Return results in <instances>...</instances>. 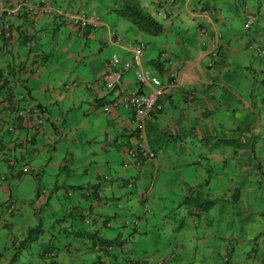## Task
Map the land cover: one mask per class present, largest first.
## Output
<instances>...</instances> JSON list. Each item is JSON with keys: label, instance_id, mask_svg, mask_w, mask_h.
<instances>
[{"label": "crops", "instance_id": "1", "mask_svg": "<svg viewBox=\"0 0 264 264\" xmlns=\"http://www.w3.org/2000/svg\"><path fill=\"white\" fill-rule=\"evenodd\" d=\"M141 3L165 23L162 34H149L157 48L153 57L167 51L174 71L172 83L167 72L155 74L166 89L163 107L147 118L150 143L156 153V142L164 136L192 137L198 144L185 150L180 162L132 158L123 166L125 158L116 159V152L126 146L135 124L129 109L118 108L100 115L98 132L91 123L81 128L88 142L84 146L74 131L77 116L92 115L93 103L101 106L123 89L137 87L134 67L124 72L121 85L114 89L104 91L95 81L112 52L126 60L132 57L129 48L111 42V32L119 33L124 26V44L143 38L147 53L143 31L119 15L112 25L101 14L100 29L88 28L81 35L64 21L59 32L52 31L56 21L51 15L20 20V42L8 50L0 46V73L7 76L0 86V264H264V57L256 52L264 45V0ZM251 8L258 20L247 30L245 11ZM92 9L100 13L98 4ZM167 28L176 35L166 33ZM220 32L217 60L211 40ZM31 39L38 65L21 70L31 57ZM74 47L91 53L79 52L82 57L75 59ZM107 48L109 55L102 56ZM55 61H63L59 70ZM73 73L83 75L77 83L87 80L85 87L67 88ZM12 92L25 93L21 106L37 103L44 109L31 117L34 123L43 118L44 125L30 143L25 141L30 117L15 118V110L9 108ZM201 119L209 127L206 132L195 129ZM9 123H14V130H8ZM222 137L231 142H216ZM80 143L91 149L92 157L89 150H76ZM177 143L172 149L181 150L183 145ZM196 146L198 157L192 152ZM207 146L216 149L209 152ZM76 157L84 159L76 162ZM103 160L105 165H99ZM116 162L124 171L114 166ZM25 166L34 171L27 172ZM102 179L111 183L103 186ZM41 192L50 194L44 204L49 206L44 208L47 213L36 206ZM198 194L202 200L209 196L217 201L195 209ZM185 196L192 201L191 211L182 203ZM11 203L16 205L13 211L8 209ZM173 208H178L177 215ZM245 216L244 242L237 245L227 239L233 232L230 225ZM38 225L42 228L38 237L25 242L28 231ZM47 226L53 231L48 240H41ZM222 226H228V233Z\"/></svg>", "mask_w": 264, "mask_h": 264}, {"label": "rangeland", "instance_id": "2", "mask_svg": "<svg viewBox=\"0 0 264 264\" xmlns=\"http://www.w3.org/2000/svg\"><path fill=\"white\" fill-rule=\"evenodd\" d=\"M69 2V5H74V6H80V5H82V4H84V3H82V2H80L79 0H69L68 1ZM87 8L91 11V12H93V9H92V7L91 6H87ZM99 12L104 16V17H107V18H110V20H111V22H112V25H113V18L115 17V16H117V14H116V12L114 11V10H112V8H110V9H108V8H106L105 7V5L104 4H100L99 5ZM79 8H77V10H78ZM108 15H110L109 17H108ZM52 18L51 19H54L53 18V15L51 16ZM58 19H60V17H58ZM159 19V18H158ZM55 21H56V23H55V28H52L51 30L52 31H54V30H56V32H59L57 29H60V28H62V27H64V24L63 25H61L62 23H63V20H56L55 19ZM53 21H51V23H52ZM58 24H60V25H58ZM118 26H122V25H118ZM137 27V26H136ZM138 28V27H137ZM96 29H100V27H97ZM38 31H39V29H38ZM119 34H124V31H125V27L123 26V27H120L119 28ZM171 31L173 32L172 34H175L176 35V33L173 31V30H171V28H167L166 29V33H171ZM144 33V34H143ZM143 36H144V38L148 41L147 42V53H146V51H145V53H144V59H145V65H149V63L147 62V58L148 57H150V58H152L153 56H155L156 55V53H157V48H156V46H155V43H154V41H153V38H152V36H150L149 35V33H146V32H144L143 31ZM76 35V34H75ZM174 35V36H175ZM62 37V36H61ZM61 37L60 38H58L57 40L60 42V39H61ZM76 39H77V37H75ZM35 44L33 43V44H31L30 46H29V50H31V52H30V54H31V57H30V59L29 60H26V62H24V64H23V68H21V70H23L24 68L25 69H31V68H34L35 66H36V64L38 65V63H37V61L36 60H34L35 59V54H36V51L33 49V46H34ZM71 50H75V54H76V56H75V59H76V57L80 60V58L82 57V55H80V53L81 54H89V53H91V50H89V49H86V50H82V49H80V50H76V48L74 47V48H72ZM80 52V53H79ZM92 52H94V51H92ZM109 53H110V48H107L105 51H102L101 52V55L103 56V55H106V57L109 55ZM7 54V52H6V50L4 49L3 50V56H5ZM110 56V55H109ZM149 58V59H150ZM4 60H5V57L3 58ZM61 62H63V61H61ZM61 62H59V61H55V64H56V70H59V68H60V64H61ZM40 64V63H39ZM130 64H132V62H130ZM133 65V64H132ZM149 69H150V72L152 73V74H158L157 72V69L155 68V67H149ZM23 76V75H22ZM79 76H83L81 73H73L72 75H71V77L67 80V88L70 90V89H73L75 86L77 87H85V85L87 84L86 83V81H83V82H80V83H77V82H79L78 81V77ZM99 76V75H98ZM96 81V83L98 82L99 83V80H98V78L95 80ZM95 81H93V83L95 82ZM92 82V81H91ZM98 83H97V85H98ZM76 84H78V85H76ZM65 87V86H64ZM103 90L104 91H108V90H111V89H106V88H104L103 87ZM118 93V91H114L113 92V96H116V94ZM110 96H112V95H110ZM110 101V100H109ZM109 101L107 100L106 101V103H104L103 105L101 104V106L99 105V104H97V103H93V108H94V110L91 112V114L92 115H83V116H81V115H78L77 116V118L80 120L76 125H75V129H74V131H75V135L77 136V138H78V140H83L84 141V146H86L87 144H88V142H87V140H85V134H86V132L84 133V132H81V128H83V126L86 124V123H91V124H93V131L94 132H98V130H95V126H96V129L99 127L98 125L101 123V121H102V118L100 117V115H104V114H107V113H110V112H112V111H114L115 109H111V110H105V105L106 104H109ZM72 117H73V115H71ZM89 118H91V120H90V122H87L86 120H88ZM195 129H197V130H200V131H202V132H206V130L207 129H209V127H208V125H207V123H206V121L205 120H203V119H201L197 124H196V126H195ZM62 131L63 132H67V131H65V129H62ZM68 133V132H67ZM165 137V139H163ZM163 138H162V140L160 141V143H157L156 142V149H157V157H159L158 159H162V161H164V162H168V161H174V162H180L181 160H183L184 158H185V156L187 155V154H185V150H187L189 147H194L196 144H198L197 142H198V140L196 139V138H192V137H173L172 136V138H171V136H164ZM170 138H171V140H170ZM170 140V141H169ZM176 140L178 141V145H180V144H182L183 146L181 147V150H178V149H172V144L173 143H175L176 142ZM96 141V140H95ZM168 141V142H167ZM216 142H219V144L222 142V141H218V140H216ZM93 144V146L92 147H98V146H100V147H102L101 145H103V144H101V145H98V143H92ZM123 147H124V151H125V149H126V146L125 145H122V149H120V152H116V154H117V157H116V159L120 156V157H122V158H128V155L123 151ZM197 146L195 147V148H193L192 149V152L194 153V152H196V154L194 153V155H196V157H198V156H200L201 155V153H200V151L198 150L197 151ZM207 148V151H209V152H211L212 150H214V149H216V148H210V147H206ZM77 151H79V152H83V153H85L86 151H88L89 150V154H88V156L89 157H92V153H91V149L89 148V147H83V145H82V143H80L79 144V146H78V148L76 149ZM180 152V153H179ZM213 152V151H212ZM100 156H101V158L102 159H104L105 158V155L104 154H102V152H100ZM182 156V157H181ZM108 157H110V158H112L113 156L112 155H108ZM180 157H181V160H180ZM82 159H84L83 157H81V159L79 160L77 157H76V162H78V161H81ZM112 160H113V158H112ZM119 162V161H118ZM118 162H116L115 163V167L117 168V169H121V170H123L124 171V169L125 168H123L122 166H121V164L120 163H118ZM99 165H105V161L103 160V161H101V162H99ZM124 166V165H123ZM25 169H27V172H32V171H34V167H30V166H25L24 167ZM107 169V168H106ZM108 170V169H107ZM127 170H130V168H127ZM177 173V172H176ZM61 176H63V177H68V175H66V173H61L60 174ZM215 178H213V180H214ZM111 183V179H102V185L103 186H107V185H109ZM66 187H68V186H66ZM64 188L65 187H62L61 188V191H63L64 190ZM71 192L73 191V190H70ZM67 192V191H66ZM110 194V191H107V195H109ZM49 193H45V192H41V194L40 195H38V197L36 198V206L40 209V208H43L42 210H40V213H47V212H45V209L44 208H47V207H49V206H47V205H44L45 203H46V201H47V198L49 197ZM73 195V194H72ZM167 199H169V198H167ZM85 201V199H82V202H84ZM54 202H57V201H53L52 203H54ZM174 202L175 203H177V197H175V200H174ZM119 205H121V202L119 203ZM171 206H172V203L170 204ZM220 205V204H219ZM122 209V208H121ZM121 209H119V211L121 210ZM170 210H172V208H170ZM173 210L176 212V215H177V213H178V208H173ZM210 213V212H209ZM243 213L246 215V211H243ZM205 215V214H204ZM256 216V215H255ZM263 219H262V221H261V227L263 228L264 227V217L263 216H261ZM209 218L210 219H212V220H214V218H213V216H211V215H209ZM259 218V217H258ZM195 219H197V218H195ZM216 219V218H215ZM224 218H222V220H223ZM239 221H241V222H239L238 224H234V223H232L231 222V230L233 231L230 235H228V240L230 241V242H234L235 244H237V245H239L240 243H242V242H244V239L242 238L243 236H244V234L246 233V229H247V227H248V225H246L247 224V219H246V216H245V218L243 219V220H239ZM188 222H190V221H188ZM239 226H242V227H239ZM227 227L228 226H222V230H225V228H226V231H227ZM200 228V227H199ZM42 229V228H41ZM237 229H239L238 231H237ZM51 231H53V229L50 227V226H47V228H45V230L44 231H42V233H41V235H40V239L41 240H43V239H46V240H48V238H49V236H50V232ZM227 233H228V231H227ZM46 236V237H45ZM205 237H209V236H207V235H205ZM258 239H259V237H258Z\"/></svg>", "mask_w": 264, "mask_h": 264}, {"label": "clouds", "instance_id": "3", "mask_svg": "<svg viewBox=\"0 0 264 264\" xmlns=\"http://www.w3.org/2000/svg\"><path fill=\"white\" fill-rule=\"evenodd\" d=\"M9 3L10 4H8V2H6V0H0V46L6 45L7 50L9 48H11V46L17 45L20 42V39L22 38V36L20 34V29H19L20 27H19V24H18V22L20 20L28 19V20H31V21H36L38 18H41L42 16H46V15H51V16L53 15L54 16L55 15L53 17L54 19H56L57 21L58 20H63L67 25L68 24L71 25L72 27H74L76 29V32H78L79 35H81L89 27L96 29L97 27H101L104 24L103 23V19L101 17V14L98 13L97 11L96 12L95 11L91 12L87 8V5L84 2H82L84 4H82L80 6L71 5L70 8H68V7L67 8H65V7L58 8L55 5H53L51 3V1H48V0H23L22 2H18V1H13L12 2L11 1ZM46 4H48V6H50V9H48L47 11H41V8L43 6H45ZM77 8H79V9L77 10ZM84 11L86 12L87 16H89V17H94V16L99 17L100 23H98V25L95 26V25H93L91 23L81 24L80 22H77L76 19H75V16L79 15L80 13H82ZM54 12H56L58 15L56 16V14ZM249 14L254 15L255 19H254L253 23L249 27H246L245 23H246V21L248 19V15ZM58 17H60V19H58ZM255 20H258V13L255 10L250 11V9H247L245 11V20H244V23H243L244 28L247 29V30H250L252 28V26L256 23ZM117 35L122 37V42H123V44L118 45V46L126 47V48H129L130 50H131V48L129 47V45H131L133 43H136L139 40L143 41L145 43V47H144V51H143V55H142V62H143V67L150 71L149 66L145 65V59H144V53H145V49H146V41L143 38H137V40H135L133 43H129L128 45H125L123 36L121 34L117 33L116 31H113V32H111V36H110V39L112 38L111 42ZM221 35H222V32H220L219 34H216L214 40H211L212 43L213 42H217V44H218L217 54L219 52V47H220L219 46L220 45L219 44V39H220ZM33 40L34 39H31L30 43H33ZM113 44H115V43H113ZM257 47L258 48L256 49V52L258 53V55L264 56V46H257ZM211 50H212V48H211ZM114 53H117L120 56L122 62H129V63L132 62L133 65L129 64V66H128V68L126 70H128L131 67H134L135 68V72H136V65L133 62V51H132V57L130 59H127V60L123 59L118 51L112 52L110 54V57L107 60V64H108L109 59L112 57V55ZM162 55L163 56L165 55L166 57H168L170 54L167 51H163ZM212 56L216 57L217 55H213V53H212ZM170 66H172V65H170ZM35 68H36V66H35ZM106 69H107V65H106L104 71ZM126 70H124V72ZM124 72H123V75H124ZM166 72L172 78L174 77V71H173L172 67H171V69L169 68ZM151 75L155 76L157 79L162 81V79L160 77H158L157 75H154L152 73H151ZM6 78H7V76H6L5 72H3L2 75L0 76V86L5 85ZM101 79H102V76L98 80L101 82ZM135 79H136V77H135ZM172 82H173V80H171V83ZM121 83H122V81H121ZM119 85H121V84H119ZM136 88H138V83H137V87ZM132 89H134V88H132ZM126 90H130V89H126ZM9 92H11V91H8V93ZM11 95H12V104L9 105V108H13L15 110V114H14L15 118H19L20 119L23 116H25V117L29 116L30 117V120H29V123H28L29 125L26 126L29 131L26 134L25 138H27L28 135H31V136L35 135V133L38 130L39 126L44 125V120H43V118H38V119H36V123H34L32 121L33 118H31V117H32V115H35V113H39L41 111L42 107L40 108V104H37V103L32 104V105L29 104V105H26V106L25 105L21 106L20 102L24 100L25 93H19L18 94L16 92H12ZM163 95H164V93H163ZM115 98H117V97H115ZM160 102H161V98H160ZM119 108H121V107H119ZM116 109H118V108H116ZM14 129H15L14 123H9L8 130L12 131ZM135 134H137L136 126H135V132L132 135H135ZM132 135H130V137ZM146 135H147V129H146ZM28 142L30 143V141H28ZM147 142L150 145L149 139H148V135H147ZM127 147H128V142L126 144V149H125V153L126 154H127ZM155 153H156V151H155ZM156 157H157V153H156ZM131 159H132V157H130L128 155V158H125V160L123 161V165H124V162L126 160L130 161V163H129V165H130L132 163ZM13 162L14 161L12 159V162H10V163L13 164ZM129 165H127V166H129ZM26 171H27V169H26ZM12 206H14V207L11 208ZM15 208H16V205L14 203H11V205L9 206L8 209H9V211H13ZM98 246L100 247V245H98Z\"/></svg>", "mask_w": 264, "mask_h": 264}, {"label": "built area", "instance_id": "4", "mask_svg": "<svg viewBox=\"0 0 264 264\" xmlns=\"http://www.w3.org/2000/svg\"><path fill=\"white\" fill-rule=\"evenodd\" d=\"M48 9H50V6L46 4L41 8V11H47ZM75 19L81 24L91 23L96 26L100 23L99 17H89L85 11L75 16ZM254 19V15L249 14L245 26L249 27ZM112 42L117 45L123 44L122 37L119 35H117ZM211 46L213 55H217V42H213ZM129 47L133 51V62L136 65L135 77L138 86L142 89L139 87L130 90L123 89L120 96L105 105V110L119 107L129 109L131 111L132 121L137 129V134L129 138L127 154L135 159L137 157H143L145 159L155 160L156 153L147 142L146 121L154 110L162 108L163 105L160 102V98L166 87L161 80L152 76L150 71L143 67L142 55L145 43L139 40L129 45ZM129 64V62H122L120 56L114 53L108 61L107 69L102 75L101 82L104 88L112 89L121 84L123 72L128 68ZM27 140H31V135L27 136ZM129 163L130 161L126 160L124 165L127 166ZM13 207L14 206L11 208Z\"/></svg>", "mask_w": 264, "mask_h": 264}, {"label": "trees", "instance_id": "5", "mask_svg": "<svg viewBox=\"0 0 264 264\" xmlns=\"http://www.w3.org/2000/svg\"><path fill=\"white\" fill-rule=\"evenodd\" d=\"M11 1L12 2L13 1L22 2L23 0H6V2H8V4H10L9 2H11ZM48 1H51V3L58 8H60V7L70 8V6H71V5H69V2H68L69 0H48ZM79 1L84 2V3L88 2V6H91V7L92 6L94 7L96 4H98V7L100 4H104L106 8H108V9L112 8V10H114L117 15L132 21V23H134L140 30H142L146 33H149L151 35H154V36L162 34L166 28L165 23H163L160 19H156L150 13V11L147 9V7L142 5L141 0H79ZM250 11H253V9L251 8ZM54 13L56 14V16L58 15L56 12H54ZM255 22L257 23V20H255ZM89 28H91V27H89ZM257 48L258 47H256V49ZM216 57H217L216 59L218 60L220 57V51L218 52ZM216 59L211 63L212 65H215V62L217 61ZM147 62L149 63V65H148L149 67H155L157 69V71L159 72V74L162 75L169 69V67H170V65H172L173 61H172L171 55L166 57L165 55L163 56L160 54L156 57L150 58ZM2 73L3 72L0 73V76L2 75ZM170 80H173V78L171 77ZM136 83H137V80H136ZM139 88H141V87H139ZM112 89H114V88H112ZM128 89H132V88H128ZM41 107L42 106L40 105V108ZM42 110H44L43 107H42ZM146 127H147V124H146ZM33 139H34V135L31 136L30 142H32ZM148 139H149V137H148ZM218 139L222 142H226V141L228 143L231 142V138L222 137V138H218ZM25 141L28 142L27 138H25ZM149 143H150V140H149ZM150 146L153 148L151 143H150ZM153 149L155 150V148H153ZM136 159L141 161L142 159H145V158L137 157ZM9 162H12L11 158H10ZM204 192L206 195L209 194L208 191H204ZM207 197L208 198H206L205 200H202V194L194 195L193 204L195 205V209L199 208L201 205L204 207H211L217 201V199H215V198H211L209 196H207ZM182 203L186 207H189L190 211L192 210L191 209L192 208V201L189 200V196H185ZM41 230L42 229H41L40 225H38L34 228H31L28 231L29 234H28V237L25 239V242H29V241L37 238L39 233L41 232ZM103 242L107 243V241H103Z\"/></svg>", "mask_w": 264, "mask_h": 264}]
</instances>
